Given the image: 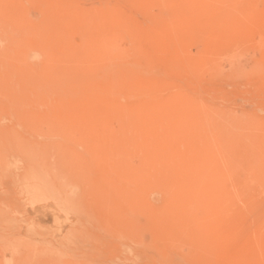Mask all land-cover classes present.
<instances>
[{
  "label": "rangeland",
  "instance_id": "rangeland-1",
  "mask_svg": "<svg viewBox=\"0 0 264 264\" xmlns=\"http://www.w3.org/2000/svg\"><path fill=\"white\" fill-rule=\"evenodd\" d=\"M54 1L0 0V264H264V0Z\"/></svg>",
  "mask_w": 264,
  "mask_h": 264
},
{
  "label": "bare ground",
  "instance_id": "bare-ground-1",
  "mask_svg": "<svg viewBox=\"0 0 264 264\" xmlns=\"http://www.w3.org/2000/svg\"><path fill=\"white\" fill-rule=\"evenodd\" d=\"M30 1H32V2H37V0H30ZM49 2L52 4V5H54V6H56V7H60L54 0H49ZM43 5V4H42ZM1 6H2V4H1ZM4 6L6 7V8H10V4H9V2L7 3V1H5L4 2ZM63 8V7H62ZM61 8V9H62ZM78 8V7H77ZM53 9V8H52ZM79 9H80V7H79ZM46 11V10H45ZM54 14H60V15H64V18L63 19H65V18H68V17H76V18H78V19H82V22H87V27L86 28H93V29H97V28H99V27H101V24H102V20H103V15L105 14H96V13H88V15L87 16H84V14H82V13H77V12H75L71 7H68V6H66V7H64V9H62V10H59L58 12H55ZM46 19V18H45ZM72 20V19H71ZM76 20V19H75ZM74 20V21H75ZM79 21V20H78ZM69 22H73V20L72 21H69ZM80 23V22H79ZM105 23V22H104ZM126 24V23H125ZM86 25V24H85ZM72 26V25H71ZM127 26V29H128V25H126ZM77 27H75L74 29H76ZM125 28V27H124ZM69 30H70V28H69ZM90 30V29H89ZM107 32V31H106ZM63 33V32H62ZM96 33V32H95ZM94 33V34H95ZM103 33V32H102ZM32 34H34V35H36L37 36V34L39 35V34H41V31H40V29H39V27H38V25H35V26H33V28H32ZM64 34V33H63ZM100 34V33H99ZM103 34H105V33H103ZM96 35H94V37H95ZM99 36V35H98ZM11 40V39H10ZM62 40V39H61ZM104 40V39H103ZM31 41H37L36 39H32ZM71 41H73V40H71ZM62 43H63V41H61ZM10 43H11V41H10ZM60 43V42H59ZM62 43H60V44H62ZM73 43V42H72ZM98 43V42H97ZM21 44V43H20ZM74 45V44H73ZM127 45H128V43H127ZM96 46V45H95ZM121 46V45H120ZM64 47V46H63ZM62 47V48H63ZM80 46H78V48H79ZM87 48V47H86ZM64 50V49H63ZM89 50V49H88ZM87 50V51H88ZM99 50V49H98ZM95 51V50H94ZM111 52V51H110ZM27 53V52H26ZM25 53V54H26ZM109 53V52H108ZM24 54V53H23ZM63 55H65V54H63ZM70 55H72V54H70ZM66 56V55H65ZM109 57V56H108ZM23 58V57H22ZM69 58V57H68ZM109 60H112V59H110L109 58ZM23 61V60H22ZM46 61V60H45ZM64 61V60H63ZM26 62V61H25ZM33 62V61H32ZM38 63V66L40 65L39 64V62H37ZM36 62H35V64H37ZM96 63V62H95ZM111 63V62H110ZM114 63V62H113ZM22 64V63H21ZM57 64V63H56ZM92 64V63H91ZM90 64V65H91ZM112 64V63H111ZM58 65V64H57ZM24 66V65H23ZM26 66H27V64H26ZM105 66V65H104ZM103 66V67H104ZM108 66V65H107ZM40 67V66H39ZM55 67V66H54ZM102 67V66H101ZM110 67V66H109ZM105 68H106V66H105ZM103 69V68H102ZM110 70V69H109ZM109 70H108V74L110 73L109 72ZM32 71H33V69H32ZM39 70H37V72H38ZM52 71V70H51ZM110 71H112V70H110ZM54 72H56V71H54ZM51 73V72H50ZM49 73V74H50ZM106 73V72H105ZM34 74V73H33ZM36 74H38V73H36ZM41 74V73H40ZM40 74H38V75H40ZM51 75V74H50ZM107 75V74H106ZM54 76V75H53ZM108 76V75H107ZM50 77V76H49ZM57 77H58V75H57ZM46 78V77H45ZM48 78V77H47ZM59 78V77H58ZM57 78V79H58ZM61 78V77H60ZM41 79H42V75H41ZM55 79V78H54ZM51 80H52V78H51ZM50 80H48V82H49ZM59 81V80H58ZM61 81V80H60ZM45 83H46V81H45ZM50 83H51V81H50ZM60 85V84H59ZM16 87V86H15ZM23 88V87H22ZM41 93V92H40ZM72 93V92H71ZM47 95V94H46ZM106 95H104V97H105ZM47 98H48V96H47ZM108 98V97H107ZM50 100V99H49ZM15 101V100H14ZM46 151V150H45ZM47 156V155H46Z\"/></svg>",
  "mask_w": 264,
  "mask_h": 264
}]
</instances>
